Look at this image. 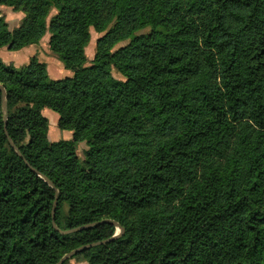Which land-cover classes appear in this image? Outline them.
<instances>
[{"label": "trees", "instance_id": "trees-1", "mask_svg": "<svg viewBox=\"0 0 264 264\" xmlns=\"http://www.w3.org/2000/svg\"><path fill=\"white\" fill-rule=\"evenodd\" d=\"M1 5L24 16L0 11V47L48 33L72 73L0 59V264H56L115 225L60 230L102 219L122 233L61 264H264V0ZM43 107L71 139H47Z\"/></svg>", "mask_w": 264, "mask_h": 264}, {"label": "rangeland", "instance_id": "rangeland-1", "mask_svg": "<svg viewBox=\"0 0 264 264\" xmlns=\"http://www.w3.org/2000/svg\"><path fill=\"white\" fill-rule=\"evenodd\" d=\"M0 11L4 15L8 27L10 29L15 28L19 25L21 19L24 16V11L18 8L17 6H6L1 5ZM55 8H51L49 11L48 18L55 14ZM47 18V19H48ZM90 38L85 47L86 61L87 63L93 58L95 52V43L97 38L102 34L97 32L94 28L89 29ZM49 34L45 33L38 43L31 44L26 46L25 52L20 49L13 50L8 49L6 46L0 47V59L4 63H9L15 67H20L23 64L27 63L31 56H35L38 61L45 63L46 71L51 78L58 79L66 75H71V71L64 67L63 63L57 58L55 53L50 49L48 44ZM126 41H121L115 44L112 50H115L122 46ZM112 74L119 79H124V77L116 70L112 69ZM41 114L47 118V131L46 136L50 141L59 140V139H71L72 131L68 129H60L57 124L58 114L51 110L48 107H43L41 109ZM27 141V138L25 139ZM86 148L85 141H78L75 145V151L79 158H83V151ZM118 228L115 226L116 232ZM69 264H86L85 260H79L76 258H70Z\"/></svg>", "mask_w": 264, "mask_h": 264}, {"label": "water", "instance_id": "water-1", "mask_svg": "<svg viewBox=\"0 0 264 264\" xmlns=\"http://www.w3.org/2000/svg\"><path fill=\"white\" fill-rule=\"evenodd\" d=\"M0 89L2 91V99H1V106H2V111H3V120H4V125H6V99H5V91H4V88L0 85ZM8 140L10 142V144L12 145V147H14L15 151L19 154V151L17 149V147H15V145L13 144V142L11 141L10 137L8 136ZM43 178L48 182L49 185L53 186L52 185V182L47 179L46 177L43 176ZM57 196V189H55V197ZM54 210V208L52 209V211ZM103 221H108V222H111L113 223L117 228L118 230L116 232H114L110 237H107L105 239H102V240H99V241H95V242H91V243H88V244H84V245H81L79 247H76V248H73L71 249L70 251L64 253L60 259L58 260V262L56 264H61L63 262V260H65L66 258H69L73 253L77 252V251H80L82 249H85L91 245H94V244H98V243H103V242H106V241H109L117 236H119L122 231H123V228L120 226V224L112 219H102V220H99V221H94V222H90V223H86V224H83V225H80V226H77V227H74V228H71V229H64V230H60L62 233H66V232H70V231H73V230H79V229H84V228H87V227H90V226H93V225H96L98 223H101ZM54 227H56V225L53 223Z\"/></svg>", "mask_w": 264, "mask_h": 264}, {"label": "crops", "instance_id": "crops-1", "mask_svg": "<svg viewBox=\"0 0 264 264\" xmlns=\"http://www.w3.org/2000/svg\"><path fill=\"white\" fill-rule=\"evenodd\" d=\"M29 46H30V45H29ZM1 48H2V47H1ZM25 49H27L26 46H25V47H22L20 51H21V52L23 51V52L26 54L27 52H25ZM27 50H28V49H27Z\"/></svg>", "mask_w": 264, "mask_h": 264}]
</instances>
